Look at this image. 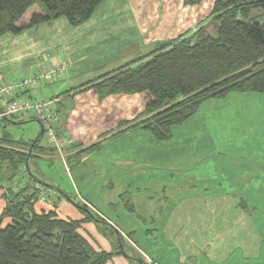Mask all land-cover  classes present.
<instances>
[{"label":"crops","instance_id":"crops-1","mask_svg":"<svg viewBox=\"0 0 264 264\" xmlns=\"http://www.w3.org/2000/svg\"><path fill=\"white\" fill-rule=\"evenodd\" d=\"M212 5L213 0L193 4L186 0H102L89 19L79 25H71L61 17L0 38L1 81L27 76L47 63L67 62L70 67L63 81L44 91L53 96L75 89L72 95L64 96L60 106L56 152L30 163L35 172L41 164L47 171L46 178H42L53 185L51 198L37 202L35 209L54 211L59 219L81 221L78 231L95 250L112 253L105 264H132L127 247L145 263L163 264L164 260L166 264H264V220L238 210L240 199L219 203L208 186L201 189L200 185L206 182L204 174L190 170L203 161L202 155L176 152L169 164L153 167L154 163L161 165L165 161H152V153L145 145L151 140L150 135L140 126H120L121 122H133L143 112L138 94L103 97L90 87L78 91L127 65L138 51H151L163 42L195 31L209 18ZM186 125H182L184 130ZM96 143L99 146L84 152L77 165H67L63 148L79 145L70 152L73 154ZM104 149L106 152H102ZM55 162L62 164L70 178L74 175L70 188L60 178L56 180L59 170L53 167ZM156 167H164L166 172L160 170L159 177L153 178ZM227 168L219 173L214 170L216 175L208 178V183H226L222 174L229 173ZM235 169L239 171L235 182L245 181L240 170H246V181L255 174H248L246 167ZM89 188L98 193L104 191L98 197L103 206L84 197L81 190ZM190 190L192 194L188 196ZM124 192L127 194L120 199ZM66 193L114 226V242L119 248L101 232L98 223L87 220V213L77 208ZM228 202H233L232 211ZM127 203L132 205L133 213L127 211ZM4 206L5 201L0 199V213ZM148 223L156 233L143 232ZM138 232V239L155 256H148L134 240ZM166 245H171L174 257L157 260L166 254L162 249L157 252L158 248Z\"/></svg>","mask_w":264,"mask_h":264},{"label":"trees","instance_id":"trees-1","mask_svg":"<svg viewBox=\"0 0 264 264\" xmlns=\"http://www.w3.org/2000/svg\"><path fill=\"white\" fill-rule=\"evenodd\" d=\"M101 1L0 0V36L18 34L61 17L71 25H79L89 19ZM199 1L186 0L192 4ZM263 15L264 0H213L209 18L195 31L159 44L145 60L106 73L78 91L90 87L103 97L138 94L143 112L133 122H121L120 126H140L153 140L169 141L174 129L187 124L205 100L223 99L237 92H264ZM74 90L57 94V118L51 125L56 142L49 139L34 117H0V199L5 201L0 213V264H105L112 255L95 250L78 231L81 221L59 219L54 211L35 209L40 195L51 198L53 185L30 163L56 152L60 106L64 96L72 95ZM27 119L37 121L43 130L35 139H16L5 130L4 124ZM99 144L73 154L70 152L79 145L66 146L63 151L67 165H77L84 152ZM126 194L122 193L120 199ZM66 197L87 213V220L107 224L116 232L98 213L67 193ZM124 205L133 213L132 205ZM143 232H152L149 223ZM136 260L138 264H161L145 263L140 257Z\"/></svg>","mask_w":264,"mask_h":264},{"label":"rangeland","instance_id":"rangeland-1","mask_svg":"<svg viewBox=\"0 0 264 264\" xmlns=\"http://www.w3.org/2000/svg\"><path fill=\"white\" fill-rule=\"evenodd\" d=\"M260 20L264 23V15L260 17ZM13 35L12 33H6L1 35L0 38L4 39L5 37ZM158 47L159 46H156L151 51H138L130 63L134 62L137 64L138 61L145 60L151 53L156 51ZM67 75L68 73L66 76ZM5 79L10 81L18 78L6 77ZM46 90L47 87L44 88V91ZM143 118L144 117H142V120ZM142 120H138V122ZM4 127L13 137L23 139L27 137L35 139L40 131L39 123L29 119L19 124H4ZM185 130L183 126L175 128L172 138L169 141L157 142L152 138L150 141L147 140L145 145L148 151L152 153V161H165L162 162L161 165L154 163L153 167L169 164L172 159L171 156L176 152H194L196 155H202L204 157L203 161L197 162L194 168L192 167L190 170V173L194 169L199 175L204 174L206 182L200 185L201 189L204 186H208L210 194L219 199V203L230 201L231 199H233L234 202V200L238 201L240 199L237 204L238 210L242 209L241 212L260 216L261 219L264 220V92H237L223 99L205 100L196 113L188 120ZM135 144L138 145V143ZM105 150L106 149L102 150V152H106ZM57 163L55 162L53 164V167L59 170V173L55 176L56 180L60 178L63 184L70 188L69 185H71V180H75L74 175H71L70 178L62 164L57 165ZM225 166H228L227 171L229 170V173L227 172L226 175L222 174L223 178H226V183L221 185L209 184L208 178L215 177L214 175H216V172H221V170H224ZM236 166L246 167L248 174L249 171L255 173L254 176L251 175L253 178H251L250 181H246V170H240V175H244L245 181L239 182V180H237L235 182V177L239 176V171L235 169ZM160 170L162 173L166 172L164 167L153 168L152 177H159L157 174L161 172ZM37 171L42 177L46 178L47 171L41 164H39ZM261 171L263 172V178L260 173ZM180 176H182V174H180ZM94 177L95 176L92 174L93 179ZM124 177H127V175ZM81 192H83L84 197L95 202L98 206H103L104 202H100L98 197H102L104 191L98 193L97 190L89 188L81 190ZM105 193H107V191H105ZM113 193L115 196L118 195L117 190ZM191 194L192 190L188 192V196ZM233 202H228L231 211L234 209L232 206ZM39 203H42V201H39ZM38 205L40 206L41 204ZM186 208L187 207L184 206V209ZM124 217L125 216H123V218ZM123 218L121 217V220H123ZM99 226L102 227L101 232L114 243V246L119 248L120 245L114 242L116 239V232L112 231L107 224L100 223ZM152 232L156 233L157 231ZM139 235L140 233L138 232L133 236L137 244L143 248V251L148 256H155L152 255L150 248L145 245L143 240L138 239ZM161 249L166 251V254L162 255L163 258L159 256L157 260H172L171 258L174 257V255L171 253V245H166L163 248L161 246L158 248L157 252ZM126 251L131 253V255L129 253L126 254L130 259L133 258L131 259L134 260L132 264H138L135 257L136 255L133 254L132 250L127 247ZM156 255H158V253H156ZM161 262L166 264L164 260H161Z\"/></svg>","mask_w":264,"mask_h":264},{"label":"built area","instance_id":"built-area-1","mask_svg":"<svg viewBox=\"0 0 264 264\" xmlns=\"http://www.w3.org/2000/svg\"><path fill=\"white\" fill-rule=\"evenodd\" d=\"M70 67L67 62L47 63L32 74L13 80H0V117L14 116L16 119L34 117L41 122L47 136L56 142L51 127L57 118V95L46 96L44 88L63 80ZM44 194L39 201H46Z\"/></svg>","mask_w":264,"mask_h":264},{"label":"water","instance_id":"water-1","mask_svg":"<svg viewBox=\"0 0 264 264\" xmlns=\"http://www.w3.org/2000/svg\"><path fill=\"white\" fill-rule=\"evenodd\" d=\"M43 133V130H42V128L40 129V134H42Z\"/></svg>","mask_w":264,"mask_h":264}]
</instances>
